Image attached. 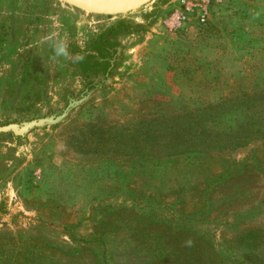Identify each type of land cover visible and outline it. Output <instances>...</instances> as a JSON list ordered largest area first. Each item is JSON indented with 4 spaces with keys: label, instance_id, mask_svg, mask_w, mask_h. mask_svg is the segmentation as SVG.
Here are the masks:
<instances>
[{
    "label": "rangeland",
    "instance_id": "1",
    "mask_svg": "<svg viewBox=\"0 0 264 264\" xmlns=\"http://www.w3.org/2000/svg\"><path fill=\"white\" fill-rule=\"evenodd\" d=\"M164 1L108 18L16 0L0 44V126L58 111L88 87L69 41L88 51L120 21L133 34L111 38L121 51L107 89L23 141L0 135V264H264V171L245 163L264 161L263 141L167 161L185 139L198 145L187 136L201 138L200 127L184 128L190 111L211 132L264 114V0H223L204 26L175 36L145 27ZM148 123L163 131L153 147L123 139ZM229 167L232 177L215 180Z\"/></svg>",
    "mask_w": 264,
    "mask_h": 264
},
{
    "label": "trees",
    "instance_id": "2",
    "mask_svg": "<svg viewBox=\"0 0 264 264\" xmlns=\"http://www.w3.org/2000/svg\"><path fill=\"white\" fill-rule=\"evenodd\" d=\"M119 31H126L125 26L122 24V22H119L117 25L113 27L107 28L100 36L109 38L114 37L115 35L119 34ZM92 46V45H91ZM90 46V47H91ZM113 46V45H112ZM262 101H264V97L262 98ZM221 105H218V107H215V109H223V107H220ZM214 107L207 108V111L212 110ZM242 111H239V113ZM197 111H190L189 118L191 119L190 122H188L184 128H186V131H194L197 127H200L201 133L200 137H198L199 134H188L187 138L190 136H194L195 143H198V145H189L191 142L189 139H185L184 144L186 145L187 141V147L186 151H173V153L168 156L167 161L173 163L174 166L177 165L179 162V159L182 160H196V158L199 159L201 154H197V152L200 149H208L211 148H223V149H229V148H237L246 145L250 141L254 140H262L264 145V114H259V118L253 119L252 116H248L244 119L243 123L240 121L235 122V129L230 132H211V130L204 128V125H209L211 123V120L204 119L199 120L197 117ZM223 115L224 112H221ZM180 118V117H179ZM178 115L175 117L176 121L179 119ZM155 127L152 126L151 123H148L145 125V127L136 128L133 130H130L128 128L122 130L127 132V136H125L123 139L129 141V145L139 144V145H148L152 146L151 143L155 144V142L158 140L159 134H162V132H158V129H154ZM191 129V130H188ZM153 129V130H152ZM143 135V136H142ZM170 136L167 138V142H169ZM201 142V143H199ZM205 145V146H204ZM153 147V146H152ZM184 157V158H183ZM205 157V156H204ZM166 160V159H165ZM264 161L260 162L257 160V157L255 154H250L245 158L246 167H249L252 170H260L263 166L264 171ZM262 165V166H261ZM235 166V164H231L230 167ZM261 168H260V167ZM229 168L223 169L218 176L215 177V180H219L221 178H226L233 176V173L229 171ZM262 171V170H261ZM262 171V172H263Z\"/></svg>",
    "mask_w": 264,
    "mask_h": 264
},
{
    "label": "water",
    "instance_id": "3",
    "mask_svg": "<svg viewBox=\"0 0 264 264\" xmlns=\"http://www.w3.org/2000/svg\"><path fill=\"white\" fill-rule=\"evenodd\" d=\"M61 2L79 10L81 12L106 16V17H116L123 16L127 13L137 11L145 4L152 2L153 0H60ZM173 3V0H165L163 4L157 5L156 9L158 16L154 19V26L156 23L159 25V21ZM160 16V17H159ZM153 30V25L149 28V31ZM116 51L115 57L109 60L110 67L107 72L102 75L96 76L90 86H88L82 93L76 97H67L66 104L63 108L43 117L34 118L27 121H20L17 123H9L0 126V134H10L14 138L20 141L24 140V137L32 131L43 130L46 128H53L66 120L68 115L72 110L79 107L83 102H85L93 93L99 92L107 89L117 78L119 72V62H120V51L119 47H115ZM116 64L115 67L112 65Z\"/></svg>",
    "mask_w": 264,
    "mask_h": 264
},
{
    "label": "flooded vegetation",
    "instance_id": "4",
    "mask_svg": "<svg viewBox=\"0 0 264 264\" xmlns=\"http://www.w3.org/2000/svg\"><path fill=\"white\" fill-rule=\"evenodd\" d=\"M150 3V2H149ZM18 3H16V0H0V44L5 40L6 28L7 24L11 22V20H17V18L20 16V9L18 8ZM148 4V3H147ZM145 4V5H147ZM30 2L28 4V14L30 15ZM154 4V11L153 14L149 15L146 22L145 27L148 29L151 27L155 16L157 14V9ZM75 9V8H74ZM153 15V16H152ZM24 16V14H23ZM111 18V17H108ZM8 22V23H7ZM122 22V21H120ZM119 22L116 23V25ZM124 24V22H122ZM143 27V24H138ZM115 26H109L113 27ZM125 28H127L126 25H124ZM109 27H106L105 30ZM103 30L99 35L93 38L90 46L88 48V51H83L81 48L78 47V45L74 42H68V45L66 47V53L69 54V57L71 58V62L73 66L77 69L76 73L78 74L80 79L88 80L90 84L92 83L93 79L98 76L102 75L107 72V69L110 67L109 60H111L116 55V51L114 48L118 45V42L115 41V47L112 46L111 37L105 38L101 37L100 35L105 31ZM145 30V28H144ZM121 32V31H119ZM123 34L126 36L133 34L132 32L123 31ZM139 34V32L137 33ZM113 38V37H112ZM116 64L113 63L112 67H115ZM69 97H71L69 95ZM3 135V134H0ZM26 137V136H25ZM24 137V138H25ZM16 140L19 141V139L16 138Z\"/></svg>",
    "mask_w": 264,
    "mask_h": 264
},
{
    "label": "built area",
    "instance_id": "5",
    "mask_svg": "<svg viewBox=\"0 0 264 264\" xmlns=\"http://www.w3.org/2000/svg\"><path fill=\"white\" fill-rule=\"evenodd\" d=\"M223 0H173L171 7L161 17L159 24L168 36H175L189 25L204 26L214 8Z\"/></svg>",
    "mask_w": 264,
    "mask_h": 264
},
{
    "label": "clouds",
    "instance_id": "6",
    "mask_svg": "<svg viewBox=\"0 0 264 264\" xmlns=\"http://www.w3.org/2000/svg\"><path fill=\"white\" fill-rule=\"evenodd\" d=\"M60 51H63V49H60Z\"/></svg>",
    "mask_w": 264,
    "mask_h": 264
},
{
    "label": "bare ground",
    "instance_id": "7",
    "mask_svg": "<svg viewBox=\"0 0 264 264\" xmlns=\"http://www.w3.org/2000/svg\"><path fill=\"white\" fill-rule=\"evenodd\" d=\"M60 1V0H59Z\"/></svg>",
    "mask_w": 264,
    "mask_h": 264
}]
</instances>
